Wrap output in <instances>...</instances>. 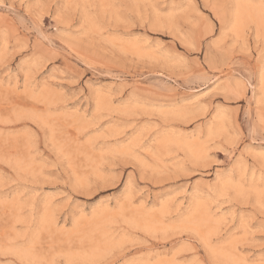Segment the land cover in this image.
<instances>
[{
    "label": "rangeland",
    "instance_id": "obj_1",
    "mask_svg": "<svg viewBox=\"0 0 264 264\" xmlns=\"http://www.w3.org/2000/svg\"><path fill=\"white\" fill-rule=\"evenodd\" d=\"M243 2L0 0V264H264Z\"/></svg>",
    "mask_w": 264,
    "mask_h": 264
},
{
    "label": "bare ground",
    "instance_id": "obj_2",
    "mask_svg": "<svg viewBox=\"0 0 264 264\" xmlns=\"http://www.w3.org/2000/svg\"><path fill=\"white\" fill-rule=\"evenodd\" d=\"M244 2H243V0H241L240 2L238 0V3H236L235 7H234L233 12H234L237 24H241L243 22L242 17H244V19L246 17V15H244V12H242V10H244L245 6H246V4Z\"/></svg>",
    "mask_w": 264,
    "mask_h": 264
}]
</instances>
